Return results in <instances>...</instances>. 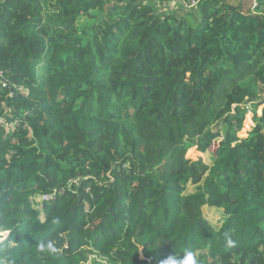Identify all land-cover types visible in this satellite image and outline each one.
<instances>
[{"label": "trees", "instance_id": "16d2710c", "mask_svg": "<svg viewBox=\"0 0 264 264\" xmlns=\"http://www.w3.org/2000/svg\"><path fill=\"white\" fill-rule=\"evenodd\" d=\"M151 1L0 0V264H264V0Z\"/></svg>", "mask_w": 264, "mask_h": 264}, {"label": "rangeland", "instance_id": "374dc122", "mask_svg": "<svg viewBox=\"0 0 264 264\" xmlns=\"http://www.w3.org/2000/svg\"><path fill=\"white\" fill-rule=\"evenodd\" d=\"M157 2V6L159 8H156V13L159 17H163V16H168V15H181V14H185V13H189L191 12V14H193L194 16L196 15L195 10L190 9V6L188 5H182V3H177L176 0H166L165 2L161 1V0H152L151 2ZM246 0H243V3L247 4ZM97 15V12H92L91 16L92 18H79V20L77 21V30L81 31L83 29H86L87 27H89L90 25H92L94 23V16ZM246 115H252V113L248 112ZM245 115V118H246ZM259 117L256 116L255 118ZM245 121V119H244ZM4 121L0 120V124H3ZM244 123V122H243ZM244 125V124H243ZM242 125V128H243ZM253 127H251L246 134H248V132L252 129ZM6 129H11L10 126H6ZM238 139H245V137H237ZM219 145V141L216 140L214 141V143L212 144V146L210 147V149L205 153V154H198L196 153L193 149H190L189 151H187V156L192 159V160H197L198 158L201 159L202 162H204L205 164H207L208 166H211L213 159L215 158V150ZM195 192V187L193 185H188L185 194L189 195ZM36 203H41L40 199L36 198L35 199ZM40 208V206H39ZM202 212H203V217L204 219L208 222V224L214 229V230H218L220 228V226L222 225V222L224 220L223 218V213L221 210L215 209V208H209V207H204L202 208ZM41 219H43V216L41 215ZM7 237V235H5ZM5 240V239H4ZM3 241H0V243Z\"/></svg>", "mask_w": 264, "mask_h": 264}, {"label": "clouds", "instance_id": "9594fccd", "mask_svg": "<svg viewBox=\"0 0 264 264\" xmlns=\"http://www.w3.org/2000/svg\"><path fill=\"white\" fill-rule=\"evenodd\" d=\"M6 233V232H5ZM10 235V233H8ZM4 233L0 232V240L6 239ZM229 245L232 241L229 239L227 241ZM37 249L40 252H47L49 254H56L58 249L52 240H41L37 243ZM7 264H14V260L8 259ZM160 264H201L200 258L196 251L190 247H183L179 253L173 252L164 258Z\"/></svg>", "mask_w": 264, "mask_h": 264}, {"label": "built area", "instance_id": "2783aa9c", "mask_svg": "<svg viewBox=\"0 0 264 264\" xmlns=\"http://www.w3.org/2000/svg\"><path fill=\"white\" fill-rule=\"evenodd\" d=\"M142 1H144V0H142ZM76 184H77L76 180H70L68 187L70 188L72 185H76ZM62 193H63V189L54 190L49 195L38 196V199H40V202H51V201L55 200L57 194H62Z\"/></svg>", "mask_w": 264, "mask_h": 264}, {"label": "water", "instance_id": "95a60500", "mask_svg": "<svg viewBox=\"0 0 264 264\" xmlns=\"http://www.w3.org/2000/svg\"><path fill=\"white\" fill-rule=\"evenodd\" d=\"M6 233H7V232H6ZM6 235H8V233H7Z\"/></svg>", "mask_w": 264, "mask_h": 264}]
</instances>
